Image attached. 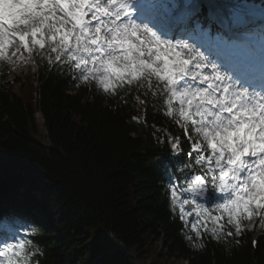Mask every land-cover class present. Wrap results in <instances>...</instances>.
I'll return each mask as SVG.
<instances>
[{
    "label": "trees",
    "instance_id": "16d2710c",
    "mask_svg": "<svg viewBox=\"0 0 264 264\" xmlns=\"http://www.w3.org/2000/svg\"><path fill=\"white\" fill-rule=\"evenodd\" d=\"M44 20L43 33L58 36L60 25ZM49 42L33 50L39 87L30 70L20 69L10 79L0 74V219L36 221L33 209L46 213L49 228L34 236L43 250L40 264H92L109 246L117 251L103 258L105 264H124V254L126 264H136L134 247L140 256L189 264H264V227L258 223L253 228L245 222V231L232 239L216 241L207 233L200 241L187 238L194 234L172 209L169 192L176 167L187 164L189 144L183 141L181 155L171 153L165 131L181 138L183 132L173 127L175 117L166 118L146 81L121 79L113 83L115 91L106 92L81 83L71 63L55 61L56 43ZM37 110L45 137L38 131ZM258 231L262 237L254 249Z\"/></svg>",
    "mask_w": 264,
    "mask_h": 264
},
{
    "label": "snow or ice",
    "instance_id": "6c2138e0",
    "mask_svg": "<svg viewBox=\"0 0 264 264\" xmlns=\"http://www.w3.org/2000/svg\"><path fill=\"white\" fill-rule=\"evenodd\" d=\"M79 2L99 5L103 0ZM132 2L156 12L164 0ZM117 5L119 7L113 11ZM81 11L85 22L95 23L102 18L94 16L95 8ZM100 11L114 19L118 17V24L132 19L120 27H109L110 37L104 36L103 27L96 28L91 43L100 49L101 55L85 62L90 63L92 74L111 73L130 84L133 81H129L125 73L129 68L133 70L136 82L146 81L166 107V115L175 117L173 127L183 132L182 138L166 136L164 142L179 154L183 151V141H188L186 167L190 170V180L186 188L175 186L169 192L172 209L179 210V220L194 234L187 238L200 241L207 233L220 241L232 239L234 233L235 238L240 236L245 231V222L255 221L264 227V103H259L257 109L241 107L243 93L233 91L232 84L225 82V73L215 65L197 62L200 56L190 45L160 39L147 24L134 23L136 8L130 6L129 0H108ZM161 21L164 22L163 15ZM89 34H92L91 29ZM31 36L43 47H47L46 41L53 44L57 41L55 34L49 36L41 29ZM29 40L30 37L18 33L5 39L4 53L11 55L14 43H19L22 50L26 46L31 51ZM105 44L107 50L103 47ZM125 64L129 68H125ZM186 77L190 78L193 91L178 90V81ZM106 90L115 91V87L109 86ZM210 187L228 194L224 205L209 208L199 202L198 197L206 196ZM185 191L191 192L192 197L186 198ZM193 246L205 247L203 243ZM38 254L39 249L28 254L24 244L11 245L0 250V264H29Z\"/></svg>",
    "mask_w": 264,
    "mask_h": 264
},
{
    "label": "rangeland",
    "instance_id": "374dc122",
    "mask_svg": "<svg viewBox=\"0 0 264 264\" xmlns=\"http://www.w3.org/2000/svg\"><path fill=\"white\" fill-rule=\"evenodd\" d=\"M55 12L56 16L58 17H62L64 14L58 9L56 8L51 2H40L36 8L30 9L27 12L24 13L23 16H21V18H23V20L21 18H18L17 20H15L13 22V28L15 29L16 34L18 33L20 36L25 37L26 33L30 30L31 27L35 26L41 19L43 14L46 13H50V12ZM163 14H160V16ZM164 19L165 16L163 15ZM21 19V20H20ZM67 26L69 29V33H72V35L74 36V44L75 46H84L85 47V52H84V56L85 58H83V62H91L94 58V56H90L89 52H88V48L86 47L85 42L83 41V36L81 31H79L77 29V27H75L73 25V23L67 18ZM23 26V27H22ZM13 49H11V55H6L4 53V51L1 50V46H0V71L4 72V71H8L10 74L8 75V77H11L14 75V73L10 72L11 67H13L14 64L17 65H21L24 69L27 68V63H26V55L23 54L22 52V46L19 43H14L13 44ZM87 49V51H86ZM87 65V69H88V74L85 77V81L88 83L93 84L95 87H97L100 90H106L107 87L110 85V75L106 74V75H102L99 72L92 74L91 72V65L90 63H86ZM125 68H129L128 64L124 65ZM135 73L133 70H131L129 68V70L125 73L126 77H131L132 74ZM104 81L103 83L101 81ZM16 88H18V84L16 86ZM180 90V89H179ZM166 114V112H165ZM255 224V221L250 222V225L253 227ZM158 248L162 251L165 252L166 248L163 245L162 241H158ZM151 245V244H149ZM132 253L133 255L136 257V264H151V261L154 260H158L156 261L157 264H164L165 260L168 262V264H187L186 260L184 259H168V258H160V259H156L154 257V254L149 253V255H143L140 256L139 250L136 249V247L132 248Z\"/></svg>",
    "mask_w": 264,
    "mask_h": 264
},
{
    "label": "bare ground",
    "instance_id": "6f19581e",
    "mask_svg": "<svg viewBox=\"0 0 264 264\" xmlns=\"http://www.w3.org/2000/svg\"><path fill=\"white\" fill-rule=\"evenodd\" d=\"M12 49H13V47H12ZM1 50L4 51L3 46H2V48H1Z\"/></svg>",
    "mask_w": 264,
    "mask_h": 264
}]
</instances>
